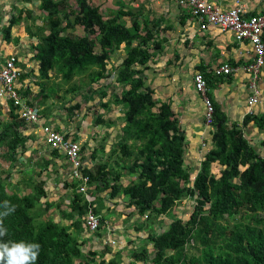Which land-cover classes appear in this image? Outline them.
Segmentation results:
<instances>
[{"label": "trees", "instance_id": "obj_1", "mask_svg": "<svg viewBox=\"0 0 264 264\" xmlns=\"http://www.w3.org/2000/svg\"><path fill=\"white\" fill-rule=\"evenodd\" d=\"M41 1L47 15L31 33L40 39L42 63L38 81L41 89L33 101L39 104L42 98L62 89L65 94L90 91L98 84L107 98L106 108L113 102H123L130 133L119 146L122 156L131 158L136 179L123 184L122 170L105 162L96 170L83 167L88 183L98 176L106 187L111 186L110 196L123 191L141 223L174 216L164 229H153L148 234L152 253L145 246L133 251L132 260L123 264H264V154L244 131L251 122L264 131V113H248L242 124L230 125L229 118L213 101L212 148L195 177L184 162L187 136L171 104L159 103L146 79L145 69L154 56L153 50L161 46L157 24L151 25L149 14L145 10H117L107 16L91 0H74L75 6L67 0ZM16 22L13 17L4 29L9 42ZM78 26L84 34L77 30ZM123 45L125 57L114 68L115 77L108 86L105 81L113 74L109 70L111 56ZM208 83L211 87L209 78ZM115 85L122 86L120 93H109L107 88ZM57 97L65 100L64 94ZM18 118L15 115L0 126V144L8 147L10 155L24 141L19 128L25 121ZM213 163L221 166L216 172L212 170ZM10 185L7 177L0 176V202L8 200L16 205L15 212L5 219L8 236L3 239L39 243L41 252L35 264L96 261L89 260L80 249L77 234L45 219L49 205L42 200L43 190L36 188L32 194H21ZM76 192L84 194L79 188ZM187 197L193 201V209L183 219L175 210ZM193 248L200 250L199 255L188 252ZM101 264L122 263L120 259H103Z\"/></svg>", "mask_w": 264, "mask_h": 264}, {"label": "crops", "instance_id": "obj_2", "mask_svg": "<svg viewBox=\"0 0 264 264\" xmlns=\"http://www.w3.org/2000/svg\"><path fill=\"white\" fill-rule=\"evenodd\" d=\"M91 1L93 5L101 6V12L107 16L117 10H145L151 25L157 24L161 46L153 50L154 56L145 69L146 79L154 90V98L159 103L171 104L188 139L184 152L185 166L191 167L195 175L201 161L212 148L213 136V125L204 122V101L195 87L194 76L197 72H202L206 77L210 96L217 108L229 118L230 125L231 122L243 123L244 117L251 111L253 115L264 113V66L257 72L261 100L251 109L247 104L252 94L249 86L252 73L248 68L255 61V52L248 40L238 41L232 31H222L215 25L202 30L196 18L178 0ZM208 1L220 10H228L237 0ZM239 1L245 9V17L264 10V0ZM41 3V0H0V66L11 56L16 57L19 70L17 86L23 102L41 109L38 122L28 123L24 120L25 125L19 128L24 141L18 144L14 155L8 153L9 149L4 143L0 144V176L7 177L10 187L21 194H32L36 188L43 190L45 197L42 200L49 205L44 214L45 219L75 231L80 238L81 250L88 254L89 260L96 259L93 264H101L103 259L107 262L120 259L122 264L129 263L135 250L147 246L151 253L154 251L146 238L153 229H158L162 224L165 226L162 216L158 218L161 223L158 220L141 223L139 215L129 206V196L123 191L110 196L111 186L106 187L102 177L97 176L95 181L88 184L84 194L76 192L83 182L73 177L72 164L66 154L46 143L42 130L43 125L49 124L65 137L77 140L83 153L85 170L95 169L97 165L108 162L114 169L122 170L121 181L127 185L136 179V173L131 167V158L122 156L119 146V142L127 139L130 133L125 119L126 105L117 101L106 108L104 103L107 99L101 94L98 84L93 85L90 91L85 89L76 93L78 95L75 98L74 94L69 93L70 99L65 97L64 101L58 100L57 95L61 92L42 98L39 104L33 101L41 89L38 81L42 76V63L38 50L40 39L31 33L43 24L47 15ZM13 17L17 18V22L12 26L13 40L9 42L5 39L4 29ZM26 22H33L34 28ZM77 30L81 28L78 26ZM81 34H84L83 31ZM124 57L123 45L111 56L109 70L113 74L108 77L109 83L115 77L114 68ZM225 63L231 65L232 72L217 73L216 69ZM109 88L107 91L111 94L120 93L117 90L111 92ZM67 100L68 103L73 101L66 104L68 108L62 112L61 103ZM110 108L120 109L123 116L106 113ZM0 115L6 117L0 119L1 127L15 115L19 116L18 120H22L19 108L4 97H0ZM258 130L254 122L244 129L245 135L249 134L247 137ZM249 139L252 141V136ZM128 145H132L130 140ZM90 209L101 219V227L97 232H90L84 225ZM166 218L172 221L174 216ZM128 231L132 235L130 238L129 234L126 235ZM143 236L142 244L133 247L132 239ZM82 246H87V250Z\"/></svg>", "mask_w": 264, "mask_h": 264}, {"label": "built area", "instance_id": "obj_3", "mask_svg": "<svg viewBox=\"0 0 264 264\" xmlns=\"http://www.w3.org/2000/svg\"><path fill=\"white\" fill-rule=\"evenodd\" d=\"M178 2L188 8V11L196 18L202 30L215 25L222 31H232L238 41L248 40L252 44L255 52V61L248 68L252 73V78L249 82L252 94L247 104L250 106L258 102L262 94L257 85V72L264 66V10L250 17H245V9L241 6L239 0L228 10H220L208 0H178ZM232 70L233 68L229 63H225L216 69L219 74H230ZM18 77L19 70L16 66V57L11 56L0 66V97L11 100L19 108V113L23 120L28 123H36L40 118V107L23 102L17 86ZM194 83L204 101L205 123L212 126L215 107L212 98L208 95L207 80L202 72L195 74ZM42 127L46 143L53 148L62 150L70 160L73 167V176L87 181L88 177L82 171L84 163L80 143L75 139L65 137L62 132L49 124H45ZM85 189V186L81 188L82 191ZM87 225L90 229H97L99 226L98 217L94 214H89Z\"/></svg>", "mask_w": 264, "mask_h": 264}, {"label": "clouds", "instance_id": "obj_4", "mask_svg": "<svg viewBox=\"0 0 264 264\" xmlns=\"http://www.w3.org/2000/svg\"><path fill=\"white\" fill-rule=\"evenodd\" d=\"M14 104V103H13ZM15 106V105H14ZM41 111V109H40ZM84 163V161H83ZM73 170V167H72ZM83 171V169H82ZM84 173V171H83ZM73 175V172H72ZM74 177V176H73ZM76 178V177H74ZM81 180L83 184L80 185L79 190L81 192H85L87 190L88 180L84 181L83 179L76 178ZM86 187L85 190H81L82 187ZM16 210V205L12 204L8 200H4L0 202V261L5 262V264H35L40 252L41 245L37 242H27V241H13L9 239H3L8 236V228L5 226V219L12 215ZM89 214H94L99 219V226L97 229H90L87 225V217ZM146 216V215H145ZM85 227L90 232H97L101 227V219L100 216L93 210H88L85 216ZM69 229V228H68ZM70 232H74L69 229ZM78 237V236H77ZM79 240V237H78ZM78 245L81 249V243L78 242Z\"/></svg>", "mask_w": 264, "mask_h": 264}, {"label": "rangeland", "instance_id": "obj_5", "mask_svg": "<svg viewBox=\"0 0 264 264\" xmlns=\"http://www.w3.org/2000/svg\"><path fill=\"white\" fill-rule=\"evenodd\" d=\"M70 5L72 4V5H75V1L74 0H69V2H68ZM26 23H29V24H31V26L34 28V23L33 22H26ZM82 30V29H81ZM81 30H78V31H81ZM115 59V58H114ZM110 66V65H109ZM77 79V78H76ZM78 80V79H77ZM109 81L110 80H108V79H106V81H105V84H108V86L109 85H111V83H109ZM94 86H96L95 84H94ZM95 88V87H94ZM110 90H111V92L112 91H114V90H117L118 92H120V90H122V86H117V85H115V88H114V86L112 87H110L109 88ZM61 94L63 95L64 94V96L65 97H67L68 99H70V94H73V93H70V94H65V92H64V90L62 89L61 90ZM75 96H74V98L78 95V94H74ZM261 97H262V95H261ZM107 99V98H106ZM260 100H261V98H260ZM260 100L258 101V102H256L255 104H253V105H250V106H248V108L249 109H251L252 107H254V106H256L259 102H260ZM73 101V100H72ZM71 101V102H72ZM71 102H69V103H71ZM117 102V101H116ZM68 103V100L66 101V102H64V103H61V107H62V112H64V111H66V108H68V105L66 106V104H69ZM119 103V102H118ZM64 106V107H63ZM71 106V105H70ZM117 108V107H116ZM119 108V107H118ZM111 109V108H110ZM114 110H116L115 112H114ZM111 112H113V113H115V114H117V115H122L123 114V112L120 110V109H111V110H106V113H111ZM252 112V111H251ZM250 112V113H251ZM123 116V115H122ZM6 117H2L1 115H0V119H5ZM205 119V118H204ZM205 122V121H204ZM253 122H251L250 124H252ZM240 124H242V123H240ZM248 133V132H247ZM249 135V134H248ZM248 135H246V136H248ZM252 136V141H251V143L254 145V146H256V148H257V150L258 151H260L262 154H264V145H263V141H264V131H260V130H258V132L257 133H254V134H252L251 135ZM251 136H249L248 138H250ZM221 168V166H219L218 165V163H213V165H212V170H213V172H216V171H218L219 169ZM194 175H195V173H193ZM195 177H196V175H195ZM193 209V201H191V198L190 197H187V198H185V199H183L182 201H180L179 202V205H178V208L175 210L176 212H177V215L179 216V217H182L183 219H186L187 217H189V215H190V213L192 212L191 210ZM161 220H163V222L165 223V226H163V224L161 225V227L159 226L158 227V231H161L162 229H164L165 227H166V224H168L169 223V221H171V220H169V219H167L166 218V216L164 217V216H162L161 217ZM159 222V221H158ZM162 221H160V223H161ZM127 234H129V238H130V236H132L131 235V233L128 231L127 233H126V235ZM143 238H145L144 236L143 237H139V239H132V240H134V243L132 244V246L134 247V246H140L141 244H142V242H141V239H143ZM79 242H80V238H79ZM143 244H144V242H143ZM131 246V247H132ZM136 246V247H137ZM149 246V245H148ZM82 248L84 249V250H87V246H82ZM130 248V247H129ZM149 248H151V246H149ZM131 249H133V248H131ZM152 249V248H151ZM127 250H128V247H127ZM188 252H190L191 254L192 253H194V254H196V255H199V253H200V250L199 249H190ZM127 260H129L128 258H126Z\"/></svg>", "mask_w": 264, "mask_h": 264}]
</instances>
